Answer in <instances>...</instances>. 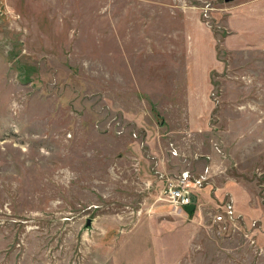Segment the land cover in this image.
Here are the masks:
<instances>
[{
    "label": "rangeland",
    "instance_id": "rangeland-1",
    "mask_svg": "<svg viewBox=\"0 0 264 264\" xmlns=\"http://www.w3.org/2000/svg\"><path fill=\"white\" fill-rule=\"evenodd\" d=\"M0 264H264V0H0Z\"/></svg>",
    "mask_w": 264,
    "mask_h": 264
},
{
    "label": "built area",
    "instance_id": "built-area-1",
    "mask_svg": "<svg viewBox=\"0 0 264 264\" xmlns=\"http://www.w3.org/2000/svg\"><path fill=\"white\" fill-rule=\"evenodd\" d=\"M210 178V167L199 175L189 170L174 175L165 174L160 188V200L165 201L174 214H187L185 206L196 203L198 189L205 187ZM226 201L223 209L213 214V221L218 225L219 233L235 228L237 222L233 200L228 198Z\"/></svg>",
    "mask_w": 264,
    "mask_h": 264
},
{
    "label": "water",
    "instance_id": "water-1",
    "mask_svg": "<svg viewBox=\"0 0 264 264\" xmlns=\"http://www.w3.org/2000/svg\"><path fill=\"white\" fill-rule=\"evenodd\" d=\"M196 203H191L185 206V209L187 210L188 214L192 215L196 211ZM91 226V219H88L86 227Z\"/></svg>",
    "mask_w": 264,
    "mask_h": 264
},
{
    "label": "crops",
    "instance_id": "crops-1",
    "mask_svg": "<svg viewBox=\"0 0 264 264\" xmlns=\"http://www.w3.org/2000/svg\"><path fill=\"white\" fill-rule=\"evenodd\" d=\"M199 194H200V193H198V195H197V196H199ZM197 196L195 197V202H196V205L198 204V202H197L198 200H196ZM196 209H197V207H196Z\"/></svg>",
    "mask_w": 264,
    "mask_h": 264
}]
</instances>
